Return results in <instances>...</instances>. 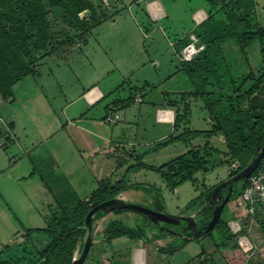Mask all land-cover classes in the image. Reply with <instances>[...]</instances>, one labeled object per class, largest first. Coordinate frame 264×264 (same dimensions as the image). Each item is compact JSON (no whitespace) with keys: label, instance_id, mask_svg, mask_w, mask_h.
Wrapping results in <instances>:
<instances>
[{"label":"rangeland","instance_id":"rangeland-1","mask_svg":"<svg viewBox=\"0 0 264 264\" xmlns=\"http://www.w3.org/2000/svg\"><path fill=\"white\" fill-rule=\"evenodd\" d=\"M41 1L46 12L50 39L44 49L37 50L34 48L37 32L25 29V33L30 35L27 45L31 49V56L26 57V61L32 64L33 73L14 85L13 95L9 99L0 97V101H2V104H0V118L5 121L8 116H11V113L16 114L21 119L24 118L23 121L27 123L24 125L26 127L24 133L30 136L34 134L40 136L41 140L39 143H35L34 147H27V151L31 148H38L34 156L23 154V139L14 143L9 148V152H6L0 146V159L3 161H1V165L5 167L12 166L13 164L9 163V158L16 155V164L20 162L19 167L25 169V172L26 170L32 171L34 168L36 172L34 179H39L45 173V169L40 163L41 155L52 146H56L57 143L63 142L61 137L64 132L58 134L59 132L55 131L59 125L55 120H52L54 110L63 119V124L66 125L67 121L63 118L62 109L69 102L78 98L85 86L89 87L94 84H99L102 87L104 85L115 86L119 88L118 95L126 97L129 96L128 85H141L145 80H149L154 84V87L147 89L145 101L131 105V111L136 115L140 113L141 109L145 110L142 112V116L135 120V122H139L134 124L130 131H127L132 139H135L137 135V141L142 145L138 148L142 153L141 158H132L130 161L124 160L121 163L124 167L121 168L120 166V169H118V166L113 171L110 168L106 171L107 167L104 164L100 169L104 171L96 173L93 170V174L102 177L110 172L112 174L110 176L114 180L115 176H118V178L125 177L126 180L128 177L136 176L139 181L140 179L145 180V186L137 188L140 194L136 193L132 196L137 198L136 202L138 204L153 208L154 196L156 191L159 190L167 213L173 215H180L179 213H181V215L193 216L198 220L200 207L195 209L198 205L190 206L191 202L186 207L185 205L205 188L224 182L232 177L231 174L236 172L241 165L239 161L227 162L228 157L226 155H219L217 160L220 163L207 174L198 173L196 184L186 181L174 190L166 185L164 177L162 178L160 174L153 170L145 168L137 174L125 170L130 165L140 162L159 167L180 154L186 153L191 146L203 148L207 142L206 136L198 135L192 138L190 142L177 141L168 146L156 147L158 141L155 140L157 134L153 116L154 106H151V101L159 100L158 102H161L163 100V98L160 99L161 91L172 92L169 94L170 96H165L169 100L178 97L179 92L184 91V95L189 94L187 102L191 105L189 110L190 126L198 130L210 128L209 115L207 109L204 108L203 100L201 97L193 95L196 89L188 74L180 67V52H177L176 55L175 49L177 47L172 46L170 43L171 41L175 42L179 35L188 32L194 23L192 19L196 17L197 11L206 8V1L114 0L107 3L106 0H90L94 10L81 12L79 14L80 18L91 24L93 23L91 17L94 14L97 15L98 19L102 20L105 16L106 18L99 26L93 28L89 35L88 44L76 49H74V44L84 42L90 30H84L83 25L78 24L76 19L69 15L64 7L53 5L50 0ZM255 1L254 25L264 27V0ZM33 2L35 3L37 0H12L1 3L0 15L4 25L10 30L20 24V19H23L27 25L30 22L28 4ZM153 2H159L162 11L165 10L166 12V15L165 12L161 13L160 17L165 16L158 21H154L148 15V9ZM203 13L206 15L204 11ZM154 16L156 15L154 14ZM222 46L224 55L230 59L231 64L235 62L237 70L250 75V80L244 87V90L249 89L254 83V79L264 73L260 40L255 39L245 48L248 63L240 47L232 41H228ZM180 62L182 63V60ZM257 101L264 105V83L260 91L257 92ZM51 106L52 108H50ZM3 121L0 120L2 136L9 129V126H5ZM69 129L74 142L76 140V143H78L80 139L77 131ZM211 143L218 149L227 150L224 135L221 138L220 136H214ZM20 144L21 147H19ZM25 144L28 145L27 142ZM125 147L127 151L130 148L133 149V146L128 144H125ZM134 149L137 150V148ZM71 151H75L73 146H71ZM71 151L69 149L62 151L66 160L71 155L74 157ZM2 168L4 169V167ZM79 168L78 173L72 178L75 188L71 187L68 178L65 176L57 180L58 184L67 186V188L61 189L74 202L83 200L89 194L86 197L88 200L91 193L99 187L92 180L93 176L90 174L87 164L81 165ZM53 178L51 175L49 179L51 183L54 181ZM121 195H124L126 200L131 196V194H126L124 191L118 196L121 197ZM146 196H151L152 202ZM238 200L239 196L232 197L222 214V220L227 221L231 232H233L231 228L233 221L239 223L241 230L244 229L229 239L228 246L224 245L223 242L228 237L229 232L216 228L211 236L205 235L188 242L185 246L190 244L185 248L182 255L191 259L196 255V252L203 250L207 254L203 262L207 264H264V230L261 225V222L264 223V203L261 207H258L259 204L256 205L259 209L255 207V212L252 215L246 211L235 212L233 208L231 210V203L237 204ZM31 206H41L46 210L49 204L44 203L42 195L37 194L35 190L32 191L29 184L15 182L8 174L2 176L0 171V241L2 244L13 246L10 253H4L5 258L26 249H43L50 243V239L40 233H33L30 235V239L24 238L25 230L30 226L44 228L47 224L48 218L46 216L48 214L45 215L44 213L43 219H38L39 214L28 213ZM239 207L241 206L239 205ZM115 222L130 226L145 224L151 241L155 243L158 242H156L153 235L159 232L160 227L165 226L164 222H157L147 216L144 217L133 210L119 213L115 210H107L104 216L94 218L90 250L82 264H146L145 254L143 253V262L138 254L140 251L144 252V248L149 251V242L137 240L135 243H137L139 250L134 253L133 257H130V252L118 253L112 251L109 239L104 231L110 224ZM85 226L86 224L84 228ZM172 229H175V227H172ZM177 229L182 230L181 227ZM85 231L84 236L79 239L73 260L79 259L83 253L88 234L86 228ZM179 237H181V233L176 236L169 235L166 237L165 243L170 246ZM242 237L248 238L249 243L248 246H244V249L240 244ZM249 246L251 249H248ZM4 247L3 245L0 246V252ZM146 258L147 260L150 259L148 253H146ZM185 260L187 261V259ZM57 263L58 260L54 258L51 264Z\"/></svg>","mask_w":264,"mask_h":264},{"label":"trees","instance_id":"trees-1","mask_svg":"<svg viewBox=\"0 0 264 264\" xmlns=\"http://www.w3.org/2000/svg\"><path fill=\"white\" fill-rule=\"evenodd\" d=\"M6 1L12 0H0V4ZM50 1L53 5L64 7L69 15L76 19L78 24L83 25L86 31L91 30L101 21L96 14L91 17L92 24L80 18L79 14L81 12L94 10L90 0ZM205 1L207 4V17L195 25L192 31L204 43L205 48L193 61H182V69L188 74L196 89L193 95L202 98L212 126L211 129L203 131L186 130L172 140L190 142L192 138L198 135L210 138L221 133L224 135L227 150L218 149L210 142H206L203 148L191 146L186 153L159 167L145 163H139L136 167H132L131 170L137 168L153 170L164 177L168 187L173 190L186 181L196 184L198 173L207 174L220 163L217 160L219 155H226L228 157L227 162L239 161L241 163L239 169L231 174L235 175L248 166L264 146V105L257 101V92L260 91L264 83V73L254 79V83L249 89L244 90L246 83L250 80V75L237 70L235 62L232 63L233 65L231 64L230 59L224 55L222 46L226 42L232 41L240 47L248 63L245 48L255 39H259L264 61V27L254 25L253 13L256 1ZM41 2V0H37L35 3L28 4L30 22L27 25L23 19H20V24L9 30L4 25L0 15V97L3 99H9L13 95L14 85L33 73L32 64L26 61V57L31 56V49L27 45L30 35L25 33V29L37 32V40L34 46L37 50L44 49L50 39L46 12ZM68 22L71 23L69 20ZM190 33L178 39L176 42L177 52H180L189 42ZM245 107L248 109L250 117L256 120L252 127L249 125ZM189 110L190 105L187 103L182 115L178 113L176 121L180 122L187 117ZM0 136H2L1 132ZM247 179H241L234 183L233 193L228 203H230L232 197L240 196ZM216 186L205 188L190 203V206L193 207L198 205L195 209L200 207L199 218L198 220L195 219L199 227H205L213 216V207L218 203L217 195L213 193ZM128 188L129 185L125 177H120L115 181L110 176L100 183L88 200H77L69 205L58 204L56 207H51L46 227L28 228L24 234V238L30 239V235L33 233H40L47 236L50 243L43 249H26L5 258L4 253L8 254L13 249L12 245H6L0 252V264H51L54 258L58 260L57 264H71L79 239L86 232L84 228L85 219L90 209L103 201L117 197ZM228 192V187L221 189V201L227 196ZM262 205L263 203H259L258 207ZM153 209L166 212L159 190L156 191L154 196ZM128 210L115 209L118 213ZM106 212L107 210L98 211L95 217H102ZM164 224L165 226L160 227L159 232L155 233L153 237L176 236L181 233V237L169 247H159L161 251L167 254H173L191 240L199 238L187 226L186 221L181 224L167 222H164ZM261 225L264 230V223L261 222ZM172 227H175V229H172ZM178 227H181L182 230H178ZM216 228L229 232L228 237L223 242L224 245L228 246L229 239L236 236V233L230 231L227 221L222 220V216L215 227L206 235L211 236ZM104 232L109 240L128 237L134 240L152 242L145 224L130 226L115 222L110 224Z\"/></svg>","mask_w":264,"mask_h":264},{"label":"crops","instance_id":"crops-1","mask_svg":"<svg viewBox=\"0 0 264 264\" xmlns=\"http://www.w3.org/2000/svg\"><path fill=\"white\" fill-rule=\"evenodd\" d=\"M203 11L206 13V8L200 9L197 12L204 14ZM162 12H165V10H163ZM148 13H149L148 15L151 18H153L154 21H158L159 19H162L166 15L165 12V15L161 16L162 18L160 17L161 14L159 16H154L150 11V9H148ZM104 19H102L93 28L99 26ZM192 21L195 24L193 23L192 27L189 28L188 32L179 35L178 38H176L175 42L171 41L170 43L172 46L177 47L176 42L178 41V39H181L183 36L193 31L197 23L195 18L192 19ZM93 28L88 32L89 34L87 38L84 39V42H79L74 44L75 45L74 49L78 47L82 48V46L88 44L89 35L93 30ZM175 53L177 55V48L175 49ZM179 63L181 64L180 67L182 69V63L180 62V60ZM128 86H129V96L126 97L119 96L118 95L119 88L115 86L113 87L110 85L107 86L104 85L102 87L99 84H94L89 87L85 86L83 90H81L82 93L78 96V98H76L72 102H69L67 106H65L62 109L63 118H65V120L67 121L66 125L63 124L62 122L63 119L55 113V110L52 112L53 115L52 120H55L59 125L57 126L58 128L55 131L57 133L59 132L58 134H62L61 132H64V135H62L61 137L63 142H59V144L57 143L56 146H52L51 148L48 149V151H45L43 155H41L40 163L42 167L45 169V173L42 177H39V179L37 180L34 179V174L36 173L34 168L32 171L26 170L25 172V169L23 170L22 168L19 167L20 162L16 164V158H15L16 155H13L9 158V163L13 164L12 166H8V167L2 166L1 165L2 159H0V167H1L0 171L2 176L8 174L10 175V178L15 180V182L18 181V182H22L23 184L26 183L29 184L31 190L32 191L35 190L37 194L42 195L44 199V203L49 204V207L46 208L47 211L41 206L38 207L31 206L28 209L29 214H39L40 217L38 216V219H43L44 213L45 215L46 214L49 215L51 213L50 211L51 207H56L58 204L69 205L74 203L73 200L69 199L70 197L68 198L66 192L61 189L64 187L67 188V186L58 184L57 180L65 176L68 178L71 187L75 188L72 182L73 181L72 178L75 177V175L80 170L79 166L81 165L83 166L84 164H87L88 170L90 174L93 176L92 180H94L96 184L100 185L102 181L109 178L110 175L112 176V174H110V172H107L104 176L101 177L99 175L97 176V174H93L94 173L93 170H95L96 173H98L99 171H104L100 169L105 164V166L107 167L106 171L109 168L112 169L111 171H113V169H116V167L118 166H119L118 169H120V166L121 168H123L124 165L121 163L124 160L130 161V159L132 158H138V159L141 158L142 153L138 150V148L142 147V145L137 141L136 138L137 135L135 136V139H132L127 131H130L131 127H133L134 124L139 122V121L135 122V120L136 119L138 120L140 116H142V112L145 109H141L140 113L136 115L135 113H132L131 105L133 103H141V102L143 103L145 101V95L147 93V89L153 88L154 84L151 83L149 80H145L144 83L141 85L137 84V85H128ZM170 93L172 92L161 91L160 99L163 98V100L161 102H158L159 100L151 101V106H154L153 116L156 125L155 131L157 134L155 140L158 141L156 143V147L168 146L177 141H181V140H172V139L174 137H177L186 130L200 131L198 129H193L190 126L191 118L189 114L182 121L180 122L176 121V117L178 113L182 115V113L184 112L185 105L188 103L187 97H189V94L184 95L185 92L181 91L179 92L180 95L178 97L176 96L170 98L169 100L165 98V96L166 95L170 96L169 95ZM137 97H139L140 100H136ZM0 104H2V101H0ZM50 108H52V106ZM158 109H165L168 112H170L171 113L170 119L166 121L159 120L157 116ZM112 111L118 113L120 117L116 120V122L108 123L106 121V116L108 115V113ZM10 115L11 116L10 117L8 116V118H6L5 120L6 121L5 123L7 126H9V129L8 128H7L8 130L6 129L7 133L5 135L0 136L1 139L0 142L2 143V148H4L6 152L7 151L9 152V148L13 146L14 143H17L18 141L20 142L23 139L22 142L23 154L27 156L30 155L34 156V154L38 151V148H31L32 150L30 149L29 151H27V147H31V146L34 147L35 143H39L41 140L40 136H35V134L30 136L29 134L24 133L26 131V127H24V125L27 124L26 122L23 121L24 118L21 119L20 117H18L16 114L13 113H11ZM208 120L210 122V128L205 130L211 129L212 126V122L209 116H208ZM69 128H71V130L77 131L80 139L78 140L80 142V143L78 142L79 144L76 143V140L74 142V138H72V134H70ZM215 136H220L221 138L223 134L220 133ZM213 137L214 136L210 138L206 137L207 142L211 143V139ZM26 142L28 143V145L25 144ZM125 144L133 146V149L130 148L127 151ZM71 146H73V149L75 150L74 152L71 151ZM19 147H21V144ZM134 148H137V150ZM67 149H69L74 154V157L71 155L70 158L67 157L66 160L65 154H63L62 151H65ZM138 164L139 163H135L132 166L130 165V167L127 168L125 171L127 172L131 171V173L133 172V174H137L142 169H145V168H137L131 170L132 167H136V165ZM2 167H4V169ZM51 175L52 177H54L53 178L54 181H52V183L49 180ZM117 179H119L118 176H115V180ZM144 181L145 180L142 179H140V181L137 180L136 176L128 177L127 183L129 185V188L124 192H126V194L129 195L131 194V196L130 198H128V200H126V197L124 195H121V198L124 199L125 201L137 203L136 202L137 198L132 196L135 195L136 193H139L138 192L139 190H137V188L145 186ZM221 183L213 184L212 186L214 185L218 186ZM88 195H86L83 200H85ZM199 195H197L194 199L189 201L185 205V207L190 202L195 200ZM149 197L146 196V198H148L149 201L152 202L153 200L152 197L151 196ZM239 205L240 202H238L237 204L231 203L230 206L231 210L233 208L235 212H244L243 209L239 207ZM179 214L181 215V213ZM48 215L46 216L47 218ZM29 228H37V227L30 226ZM166 237L167 236L161 238H155L156 242L158 243H155L154 241L149 242L150 244L148 245L149 251L144 248L146 264H203L204 263L203 260H205L206 258L205 256H207V254H205L203 250L201 252L200 251L196 252V255H194L193 258L191 259L186 258V256L182 255L185 248H187V246L190 243L187 246H184L183 248L177 250L173 254H167L161 251L159 247L162 248L169 247V245L165 243L167 240ZM136 241L137 240L130 239L128 237H120L109 240V243L110 246L112 247L113 252L122 253L126 251V252H130V257H133L134 253L139 250L137 243H135ZM2 245L6 246L5 244H2V242L0 241V246ZM146 253L149 254L150 259L148 260L146 258ZM185 259H187V261Z\"/></svg>","mask_w":264,"mask_h":264},{"label":"water","instance_id":"water-1","mask_svg":"<svg viewBox=\"0 0 264 264\" xmlns=\"http://www.w3.org/2000/svg\"><path fill=\"white\" fill-rule=\"evenodd\" d=\"M114 0H106L107 3H111ZM245 112L247 115V119L249 120V125L252 127L256 120L251 118L248 109L245 107ZM264 159V146L261 148L259 153L255 156V158L246 166L244 169L240 170L238 173L227 179L226 181L222 182L218 186L214 188L213 193L217 195L218 203L213 207V216L212 218L206 223L205 227H199L195 218L193 216H186V215H173L167 212L158 211L150 207H146L144 205L125 201L121 197H115L112 199H108L103 201L95 206H93L90 211L88 212L86 219H85V228L88 231L87 239L85 242L84 250L79 259H74L72 264H82L90 250L91 242H92V223L93 218L95 217L98 211L102 210H115V209H129L136 211L140 214H143L157 222H167V223H176L181 224L183 221L187 222V226L194 232L196 237H202L210 232L215 225L220 220L223 210L227 205L230 197L233 193V186L236 181L241 179H247L251 174L258 168L261 161ZM224 187L229 188V192L227 196L221 201V189Z\"/></svg>","mask_w":264,"mask_h":264},{"label":"built area","instance_id":"built-area-1","mask_svg":"<svg viewBox=\"0 0 264 264\" xmlns=\"http://www.w3.org/2000/svg\"><path fill=\"white\" fill-rule=\"evenodd\" d=\"M206 17V15L198 12L195 17L196 23L199 24L200 22L205 20ZM204 48V43L200 41V38L195 32H192L190 33L189 42L181 49L179 58L182 61L191 62L204 50ZM136 100H140V98L137 97ZM170 115L171 113L165 109H158L157 111L159 120H169ZM119 117L120 115L118 113L112 111L106 116V121L108 123H114ZM0 120L3 121V119L1 118ZM3 123L4 125H6L5 121H3ZM0 146H2L1 142ZM239 202L243 211H246L247 213L252 215L255 212L256 205H258L259 203H264V159L261 161L258 168L251 174V176L248 177L245 186L243 185L241 194L239 196ZM231 228L234 233H238L241 230V226L239 225V223H236L234 221L231 223ZM247 239L248 238L244 237L240 239V244L243 249L244 246H248L249 244ZM249 248L251 249L250 246L248 247V249Z\"/></svg>","mask_w":264,"mask_h":264},{"label":"bare ground","instance_id":"bare-ground-1","mask_svg":"<svg viewBox=\"0 0 264 264\" xmlns=\"http://www.w3.org/2000/svg\"><path fill=\"white\" fill-rule=\"evenodd\" d=\"M150 7H151V10L152 12L157 16L159 14L162 13V8H161V5L159 2H153L152 4H150ZM143 251H140L138 256L140 257V260L143 262V258H144V255H143Z\"/></svg>","mask_w":264,"mask_h":264}]
</instances>
